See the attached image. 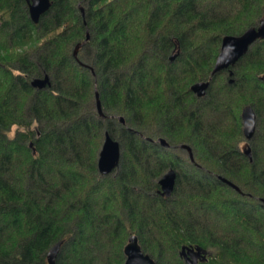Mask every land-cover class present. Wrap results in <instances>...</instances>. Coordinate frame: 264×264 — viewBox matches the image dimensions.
<instances>
[{
    "label": "trees",
    "instance_id": "trees-1",
    "mask_svg": "<svg viewBox=\"0 0 264 264\" xmlns=\"http://www.w3.org/2000/svg\"><path fill=\"white\" fill-rule=\"evenodd\" d=\"M50 1L34 23L25 0H0V264H47L58 241L54 264H123L132 234L154 264H187L182 246L209 252L199 264H264V38L213 72L264 0ZM105 130L121 153L101 175Z\"/></svg>",
    "mask_w": 264,
    "mask_h": 264
},
{
    "label": "water",
    "instance_id": "water-1",
    "mask_svg": "<svg viewBox=\"0 0 264 264\" xmlns=\"http://www.w3.org/2000/svg\"><path fill=\"white\" fill-rule=\"evenodd\" d=\"M28 7V14L32 22L37 23L43 13H45L50 5V0H25ZM82 11V9H81ZM83 13V11H82ZM88 37V35H87ZM264 38V19L260 21L257 26L249 27L242 34L236 35H226L223 37L219 49V53L215 60L213 72H219L223 69H228L230 66L234 65L238 59L248 50V48L256 42L258 39ZM85 41L77 43L73 50V55L77 57V53L80 47ZM174 55L171 56V59ZM229 74H232L230 70ZM264 80V77H263ZM229 82H232L230 79ZM48 75L43 77H36L31 80V85L36 89H43L49 85ZM209 85V80L198 81L190 86L191 91L197 96L202 97L205 95L206 89ZM96 108L100 116L104 117L101 110V103L99 100L98 93L96 92ZM121 122H124L122 117H119ZM241 123H242V135L244 137L245 143L242 146L243 153L248 156L249 160L251 157V147L249 141L252 139L256 130V114L254 109L250 105L243 107L241 111ZM158 141L163 145L168 147V143L163 139L159 138ZM31 144V143H30ZM181 148L187 150V154L193 160L191 148L186 145H180ZM120 144L119 141L114 139L108 131L104 132L103 142L101 144L100 150L98 152L97 158V169L101 175H107L111 173L119 164L120 160ZM176 173L173 169L167 170L159 179L158 184L160 186L159 192L162 195L170 196L175 182ZM223 181L228 183L230 186L238 189L232 182L228 181L226 178H222ZM264 203V199H263ZM62 241H58L48 250L46 258L47 264H54L55 257L59 250ZM124 263L123 264H154V260L148 254L143 253L141 247L138 243L137 236L132 234L128 237L127 243L123 248ZM206 250L200 248L199 246H182L180 249V256H183L188 264H195L198 256H205Z\"/></svg>",
    "mask_w": 264,
    "mask_h": 264
},
{
    "label": "flooded vegetation",
    "instance_id": "flooded-vegetation-1",
    "mask_svg": "<svg viewBox=\"0 0 264 264\" xmlns=\"http://www.w3.org/2000/svg\"><path fill=\"white\" fill-rule=\"evenodd\" d=\"M158 140V139H157ZM169 145V144H168ZM170 146V145H169ZM180 146V145H179ZM181 148V147H180ZM183 149V148H182ZM187 151V150H186ZM169 170V169H168ZM159 189H160V186H159ZM158 192H159V190H158ZM160 193V192H159ZM161 194V193H160ZM181 249V248H180ZM144 253V252H143ZM179 253H180V250H179ZM147 254V253H146ZM208 254H209V252L206 250V254H205V256H202V255H200V256H198V258L196 259V263L195 264H199L200 262H203V261H205V259H206V257L208 256ZM184 261H185V259L183 258V256H180ZM185 263H187V261H185ZM188 264V263H187Z\"/></svg>",
    "mask_w": 264,
    "mask_h": 264
},
{
    "label": "rangeland",
    "instance_id": "rangeland-1",
    "mask_svg": "<svg viewBox=\"0 0 264 264\" xmlns=\"http://www.w3.org/2000/svg\"><path fill=\"white\" fill-rule=\"evenodd\" d=\"M36 44H37V43L32 44V45H29L28 48H31V46L34 47ZM82 46H83V45H82ZM82 46H81V47H82ZM81 47H80V48H81ZM77 54H78V53H77ZM118 120H119V118H118ZM119 121H120V120H119ZM105 131H107V130H105ZM105 131H104V132H105ZM112 136H113V135H112ZM113 137H114V136H113ZM243 138H244V137H243ZM117 140H118V139H117ZM158 142H159V141H158ZM244 143H245V140H243V141L241 142V144H240V145H241V148H242V146L244 145ZM182 152H183L184 154H186V152H185L184 150H183ZM171 158H172V157H171ZM173 160H175V159H173Z\"/></svg>",
    "mask_w": 264,
    "mask_h": 264
}]
</instances>
